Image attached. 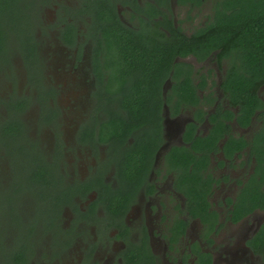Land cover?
Wrapping results in <instances>:
<instances>
[{
    "label": "flooded vegetation",
    "instance_id": "obj_1",
    "mask_svg": "<svg viewBox=\"0 0 264 264\" xmlns=\"http://www.w3.org/2000/svg\"><path fill=\"white\" fill-rule=\"evenodd\" d=\"M24 1L33 7L54 3L55 22L42 33L53 42L47 40L40 53L36 35L43 27L37 9L25 12L17 6L3 17L17 26L2 25L9 41L0 52V86L6 90L0 88V150L5 154L0 164L6 170L0 172V252L21 255L24 262L18 264H264L247 245L264 212L234 220L237 196L253 169L251 162L245 172L244 151L226 157L224 135L201 170L203 180L213 179L206 203L189 204L182 190L185 172L177 152L190 149L182 138L188 126L195 124L193 136L206 138L213 127L208 115L218 106L236 112L220 89L224 67L211 54L202 60L193 54L175 57V63L193 70L199 103L191 105L181 97L182 82L172 78L177 69L164 76L163 68L154 65L160 57L154 52L143 65L146 52L137 46L144 43L133 42L134 37L147 41L168 34L170 21L191 35L194 27L186 28L174 14V8L184 6L178 0ZM120 24L131 40L126 52L107 43ZM204 64L212 69L203 72ZM213 68L219 73L214 86ZM52 80L57 88L48 85ZM138 81L160 84L154 107L140 106L144 94L136 92ZM66 88H75L78 105L59 109L54 100ZM208 94L215 96L210 104ZM146 114L152 116L149 121L124 133ZM103 121L114 124H109L110 134L104 133ZM229 125L234 136H246L252 128ZM244 154L247 158L240 159ZM223 189L222 201L212 200ZM237 226L220 235L224 227Z\"/></svg>",
    "mask_w": 264,
    "mask_h": 264
},
{
    "label": "trees",
    "instance_id": "obj_2",
    "mask_svg": "<svg viewBox=\"0 0 264 264\" xmlns=\"http://www.w3.org/2000/svg\"><path fill=\"white\" fill-rule=\"evenodd\" d=\"M204 1L178 0V4L192 8L200 7ZM16 7V3L9 4L0 0V52L9 41V35L4 33L2 26L4 14L6 10H14ZM210 7L207 21L195 28L191 35L183 33L180 27H175L170 21L166 28L168 34L161 32L155 39L147 41H143V36L134 37L133 42L144 43L137 46L144 48L146 52L141 60L143 65L147 63L146 57L150 53L160 54L154 65L163 68L164 76L181 67V72L176 70L172 78L175 76L182 82L183 102L195 106L199 103V95L192 79L193 70L187 63H175V57L193 54L198 60H202L211 54L219 65L226 64L220 89L229 106L235 107L236 112L222 110V106H218L208 115V121L213 127L206 138L193 136L195 124H190L182 136L184 141L190 142V149L178 151L177 154L179 165L185 172L181 178L185 186L181 188L188 203L202 204L207 201L205 194L209 192L213 179L209 175L207 180H203L201 170L209 163L208 153L218 149L220 139L224 135L227 136L222 147L226 157L233 158L235 152L238 156L241 151L246 153L248 160L253 163V169L249 181L240 188L237 196L234 217L236 221L254 210L264 212V0H210ZM117 23L119 24V21ZM103 27L108 30L110 26ZM108 36V44L120 46L119 50L122 52L127 51L125 45L131 40L123 25L117 26L115 34ZM110 37L113 39L110 40ZM118 59L120 58L115 62ZM123 59L125 60L126 57ZM155 78L158 80V76ZM137 83L136 92L144 94L139 99L140 106L154 107L160 100V84L144 81ZM121 84L126 90V85ZM120 94H124L122 89ZM214 99L215 96L212 97L211 94L205 96V102L208 104ZM198 116L201 118L200 114ZM151 118V115H144L141 121L130 125V128L125 127L124 133L130 132ZM195 118L197 120L196 116ZM230 122L241 127L253 125L255 128L251 130L249 136H234L230 130ZM125 123L120 122L122 130ZM101 124L103 129H106L104 133L110 134L109 124L111 127L114 124L110 121H103ZM191 149L195 152H203L204 156L198 158ZM247 245L255 254L260 255L264 262V216L256 232L247 241ZM0 248H2L1 244ZM4 260V264L24 262V258L21 255L16 256L15 252L6 253Z\"/></svg>",
    "mask_w": 264,
    "mask_h": 264
},
{
    "label": "rangeland",
    "instance_id": "obj_3",
    "mask_svg": "<svg viewBox=\"0 0 264 264\" xmlns=\"http://www.w3.org/2000/svg\"><path fill=\"white\" fill-rule=\"evenodd\" d=\"M70 1H73V0H70ZM16 4H17L18 7L24 8L25 12H27V11L30 12L31 10L37 9L36 10L37 11L36 16H37V19H38L37 22H38V24L40 23L42 25V27H43L42 30L43 31L40 33L37 30L36 42L39 45V49H41L40 53H44L46 51V48H44V47L46 46L45 43L47 42V40H49V43L53 42V37L45 36L42 33H46L44 30L47 31L49 27H53V25H54L55 19L53 17V12H52V11H54L53 10L54 3H49V4H44L43 3V4H39L38 6H34L33 7L30 4V2H25L24 0H17ZM210 8H211L210 7V0H205L201 7H197V8H194V9H192L191 7H187V6H184L183 8L176 7V8H174V14L177 17V21L179 23H181V24L183 23L186 28H188L189 25H191V27H190L191 29L194 27L192 29V31H193L195 28L203 25L207 21L209 15H210ZM4 24H5V27H8V26L16 27L17 26V21L16 20L15 21L7 20V21L4 22ZM28 27H30V26H28ZM43 58H44L43 61L45 63L47 59L45 57H43ZM51 59L52 58H49L48 60L51 62ZM208 66L209 65H205L204 64L200 68H202L203 72H206L205 71L206 69H212L211 67H208ZM222 66L225 69L226 64L223 63ZM214 71L216 73H214V76L212 78L213 84L211 83V85H213V86L217 83V79H218L217 78V74H219L217 70L214 69ZM209 80L211 81V78ZM0 82H1V80H0ZM50 82L51 83L48 84V85L52 86L53 88H57L56 85H54L53 80L50 81ZM59 86H61V84ZM0 88H1V90H4L5 89V85L1 84ZM58 89H59V91L61 90L60 88H58ZM213 89L215 90V88H213ZM17 90H19V92L23 91L24 90V86H21L20 84H18ZM214 90H213V95H216L214 93ZM4 91H6V90H4ZM206 91H204L202 94H204ZM64 92H66V93H64V94L60 93L59 96L54 100L55 107H57L59 109H64L65 107L69 106L70 103H77V105H78V100L76 98L77 97V93H76L75 88H66L64 90ZM64 96H66V97H64ZM67 98H69L68 101H67ZM2 102H3V94H0V108H3V105L1 104ZM70 105H72V107H74L73 104H70ZM37 108L38 107L35 106V105L32 106V109H37ZM66 124H67V122H66ZM253 128H255V126L253 127V125H252V128L247 132L248 134L246 136L250 135V132H251V130ZM64 132H65V134L68 133L67 130H65ZM41 137L43 139H45V132H42ZM2 156L4 157L5 154H3L2 150H0V161H1V157ZM243 156L244 157H241L240 159L244 160V159L247 158V156L245 154ZM247 163H248L247 166L244 165L245 172H248L250 170L251 166H252L251 161L247 160ZM243 164H244V162H243ZM241 167H243V166H241ZM5 171L6 170L3 167V165L0 164V172H1V174L4 173ZM225 193H226V191L224 189L221 190V191H216L212 195V200H216V201L221 202L222 198L226 195ZM259 215H260V212H257L256 216H259ZM261 215L264 216L263 213H261ZM229 227H231V226H229ZM229 227H224L220 231V235L223 236V235L229 234L231 231L234 232L238 228V226L237 227H233V228H229ZM218 240H219V238H218ZM3 256L4 255L0 252V264L2 263L1 260H3V258H4Z\"/></svg>",
    "mask_w": 264,
    "mask_h": 264
}]
</instances>
